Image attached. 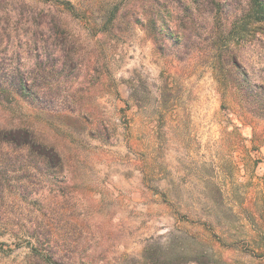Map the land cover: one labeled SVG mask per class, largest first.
<instances>
[{"label":"rangeland","instance_id":"rangeland-1","mask_svg":"<svg viewBox=\"0 0 264 264\" xmlns=\"http://www.w3.org/2000/svg\"><path fill=\"white\" fill-rule=\"evenodd\" d=\"M19 1L7 0V7ZM25 1L66 29L61 37H69L79 69L70 95L89 107L94 130L69 136L57 124H38L62 153L59 180L68 175L67 196L42 178L33 200L59 243L70 235L76 260L102 254L111 262L123 256L128 264H165L173 255L174 264H264L256 247L264 221V119L247 113L220 77L202 0H165L156 43L121 18L125 2L113 23L103 18L120 0H69L90 22L50 0ZM41 30L39 42L54 44ZM237 55L235 77L248 71L264 78V48L240 47ZM93 69L101 80L87 76ZM19 244L0 264L24 261L28 248Z\"/></svg>","mask_w":264,"mask_h":264},{"label":"trees","instance_id":"trees-1","mask_svg":"<svg viewBox=\"0 0 264 264\" xmlns=\"http://www.w3.org/2000/svg\"><path fill=\"white\" fill-rule=\"evenodd\" d=\"M6 1L0 0V240L6 237V241H0V256H13L15 250L10 245L18 248L19 243L25 242L28 251L21 264H128L123 256L111 262L102 254L84 255L76 260V246L71 247L67 242L70 235L65 234L60 244L51 223L39 220L35 214L36 201L33 200L42 178L55 185L63 196L70 193L66 183L68 175L59 180V175L65 174L62 153L40 134L38 124H57L69 136L87 130L92 134L94 130L88 129L91 126L86 117L89 107L78 95H70L71 83L79 79V69L73 66L69 37H61L66 29H62L55 15L49 18L45 11L25 0L10 8ZM50 1L90 22L87 12L81 17V9L71 1ZM134 1L140 3L138 11L127 5ZM164 1L120 0L103 18L113 23L125 2L121 18L139 24L156 43L163 31ZM200 5L208 8L213 20L214 27L208 37H215L218 43L215 65L220 68V77L247 113L264 119V78L253 79L248 71L239 78L234 72L240 47L264 48V0H202ZM42 26L50 33L49 38L55 36L54 44L47 40L39 42L44 32ZM224 36L229 37L225 40ZM23 46L26 50H22ZM222 53H228L225 60ZM225 67L229 69L226 71ZM93 70V75L88 71L87 76L93 80L97 75L96 80H101V72ZM262 211L264 213V201ZM256 233L261 241L256 246L258 254L264 256V221L258 225ZM167 252L171 254L170 249ZM155 254L150 253L148 258L152 259ZM171 256L165 259V264H174L175 256Z\"/></svg>","mask_w":264,"mask_h":264}]
</instances>
